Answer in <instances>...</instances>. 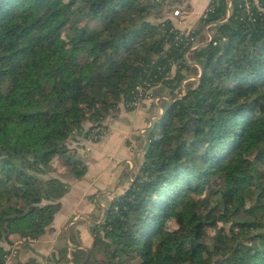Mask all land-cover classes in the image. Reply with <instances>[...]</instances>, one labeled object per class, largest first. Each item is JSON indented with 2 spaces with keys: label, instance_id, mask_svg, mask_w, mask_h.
Listing matches in <instances>:
<instances>
[{
  "label": "trees",
  "instance_id": "1",
  "mask_svg": "<svg viewBox=\"0 0 264 264\" xmlns=\"http://www.w3.org/2000/svg\"><path fill=\"white\" fill-rule=\"evenodd\" d=\"M254 3L250 16L242 0H212L177 40L167 0H0V243L46 234L65 180L87 174L79 146L142 89L165 115L136 179L91 227V248L60 263L264 264V0ZM207 27L213 40L193 49Z\"/></svg>",
  "mask_w": 264,
  "mask_h": 264
},
{
  "label": "crops",
  "instance_id": "2",
  "mask_svg": "<svg viewBox=\"0 0 264 264\" xmlns=\"http://www.w3.org/2000/svg\"><path fill=\"white\" fill-rule=\"evenodd\" d=\"M169 2V9L164 14L166 18L178 31L194 32L200 29V22L211 0H167ZM176 11L181 15L175 16ZM211 36L212 31L208 29L201 32L198 42L205 38L208 40L199 43V46L207 44ZM175 71L173 69V73ZM188 81H193L192 77ZM165 96L161 98L169 101ZM164 115L165 108L153 99L146 101L140 110L128 111L120 107L112 114L104 123L108 134L97 143L89 145L84 142L79 149V156L88 168L87 174L81 179L68 177L65 180L70 191L60 201V210L46 234L27 244L15 235L8 242L0 243L7 251L18 244L16 257L6 264H29L32 261L37 264H64L60 262H65V258L71 259L76 251H88L93 243L90 228L94 222L86 218V214L93 212L95 215L100 206L98 199L96 205L90 198L108 196L111 202L122 195L124 187L126 190L130 186L127 181L134 168L138 169L143 152L137 149L141 144L146 149L148 129ZM86 145L91 148L88 155Z\"/></svg>",
  "mask_w": 264,
  "mask_h": 264
},
{
  "label": "built area",
  "instance_id": "3",
  "mask_svg": "<svg viewBox=\"0 0 264 264\" xmlns=\"http://www.w3.org/2000/svg\"><path fill=\"white\" fill-rule=\"evenodd\" d=\"M212 1V0H211ZM242 2L245 4V9L247 11V13L251 16L250 14V7L252 6V0H242ZM256 2V0H253V3ZM211 4V2H210ZM255 4V3H254ZM231 5V3L229 2V6ZM212 11L211 6L209 5V7L206 9L204 15H203V19L207 18V14L209 12ZM181 13L179 11L175 12V16H180ZM206 29H209V27H207ZM193 31L191 32H178V36H177V40H181L180 38L182 36H189V34H192ZM213 40L212 36L209 38V42H211ZM191 44H192V48L193 49H197L199 46V42L198 40L191 38ZM216 44V43H215ZM188 63L190 64V61L187 60ZM177 67H174L173 69H176ZM146 91L142 90V89H138L137 90V96H135L134 98H132L131 100H128L127 102H124L123 106L125 109H131L133 111H137L140 110L144 107V104L146 103V101L153 99V98H149V97H145ZM159 98H154L153 101L157 104L159 102ZM152 126H150L151 128ZM108 134V130L105 127H97L95 129H93L91 131L90 134V141L91 143H95L98 142L101 138L105 137ZM18 244L14 245L13 247H11L8 251L7 254L5 256V260L6 263L9 262L11 259H13L14 257H16L17 253H18Z\"/></svg>",
  "mask_w": 264,
  "mask_h": 264
},
{
  "label": "rangeland",
  "instance_id": "4",
  "mask_svg": "<svg viewBox=\"0 0 264 264\" xmlns=\"http://www.w3.org/2000/svg\"><path fill=\"white\" fill-rule=\"evenodd\" d=\"M255 4H258V1H256L255 2ZM168 5H170V2L168 3ZM167 5V6H168ZM166 6V11L168 10L167 7ZM99 23H93V25H92V29H97V28H100V25H98ZM70 26H72V25H69L68 27H67V29H66V32H68V33H71L72 32V28H70L69 30H68V28L70 27ZM73 28L74 29H78V30H81V28H86V21L85 22H83V23H81V24H79V25H75V26H73ZM68 30V31H67ZM65 32V33H66ZM208 39L207 38H205V39H203V40H199L200 42L199 43H203V42H205V41H207ZM197 74L198 73H196V72H193V70H191L190 69V72H188V75H190L191 77H192V80L194 81V78L197 76ZM190 78V77H189ZM188 82H192V81H188ZM187 83V82H186ZM186 83H184V85H186ZM165 95H167L168 96V93L166 94L165 93ZM160 103H163V102H161V100H159V102L157 103V104H159L160 105ZM148 126V125H147ZM90 127V125L89 124H87L86 125V128H89ZM150 129V128H149ZM148 129V130H149ZM142 133H146L145 132V130H143L142 131ZM100 141V140H99ZM86 143H88L89 145H91V142H86ZM95 143H97V142H95ZM147 143V142H146ZM92 144H94V143H92ZM77 145L75 144V142H74V144L72 143V147H76ZM82 147V144L79 146V148H81ZM88 145H86V155H88L90 152H91V148L89 147ZM144 144H141V146L137 149L138 151H142L143 153H142V155H141V157H140V161H139V165H138V169L137 168H134V172H132L131 173V175H130V180H128L127 181V183H129V184H131L132 182H134L135 181V179H136V176H137V174H138V171H139V167H140V164L143 162V157H144V154H145V150H144ZM78 152H79V150H78ZM81 157V156H80ZM132 162H133V160H132ZM136 167V166H135ZM54 175V174H53ZM128 188V187H127ZM127 188H126V190H127ZM125 187H124V192L122 193V194H124L125 193ZM96 199H98V201H99V205L101 206H99L97 209H96V214L94 215V214H92L93 212H91V213H88V214H86V218H89L92 222H94V224L93 225H97V224H101L102 222H103V219H104V215H105V212H106V208L108 207V205H109V203H110V198H108V196L106 197V198H103L102 196H97V197H91L90 198V200L93 202V203H95L96 205H98L97 204V202H96ZM113 201V200H112ZM253 202V200H251V201H249V203H252ZM87 211H88V209H86ZM88 223V222H87ZM92 225V226H93ZM91 226V227H92ZM219 227L220 228H225L226 230H229V226H227V225H225V224H223V223H220L219 224ZM168 228L170 229V230H174L175 228H176V226L173 224V222H171L170 223V225L168 226ZM91 229V228H90ZM92 235V234H91ZM87 261V260H86ZM85 263V262H84Z\"/></svg>",
  "mask_w": 264,
  "mask_h": 264
}]
</instances>
